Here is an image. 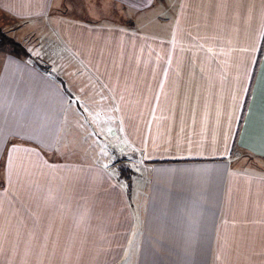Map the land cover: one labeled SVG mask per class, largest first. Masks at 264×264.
<instances>
[{
	"label": "crops",
	"instance_id": "0c3cea01",
	"mask_svg": "<svg viewBox=\"0 0 264 264\" xmlns=\"http://www.w3.org/2000/svg\"><path fill=\"white\" fill-rule=\"evenodd\" d=\"M0 27L29 53L0 47V264H264V0H0Z\"/></svg>",
	"mask_w": 264,
	"mask_h": 264
},
{
	"label": "trees",
	"instance_id": "16d2710c",
	"mask_svg": "<svg viewBox=\"0 0 264 264\" xmlns=\"http://www.w3.org/2000/svg\"><path fill=\"white\" fill-rule=\"evenodd\" d=\"M5 45L9 46L11 51L15 54H29L21 44H19L15 39L7 36L0 27V47Z\"/></svg>",
	"mask_w": 264,
	"mask_h": 264
},
{
	"label": "rangeland",
	"instance_id": "374dc122",
	"mask_svg": "<svg viewBox=\"0 0 264 264\" xmlns=\"http://www.w3.org/2000/svg\"><path fill=\"white\" fill-rule=\"evenodd\" d=\"M121 13H122V11H121V8H120L119 14L121 15ZM239 156L240 155H239L238 151L233 155L234 158H239ZM122 161H123L122 157H117V158L113 159L112 163L114 164V166H117L120 170L126 169V166L124 167V163ZM248 161L249 162H253L254 161V157L248 156Z\"/></svg>",
	"mask_w": 264,
	"mask_h": 264
},
{
	"label": "snow or ice",
	"instance_id": "6c2138e0",
	"mask_svg": "<svg viewBox=\"0 0 264 264\" xmlns=\"http://www.w3.org/2000/svg\"><path fill=\"white\" fill-rule=\"evenodd\" d=\"M13 151H15V148L13 149Z\"/></svg>",
	"mask_w": 264,
	"mask_h": 264
}]
</instances>
